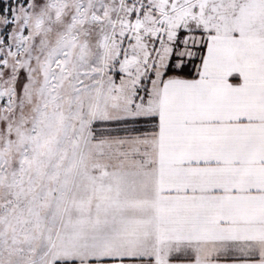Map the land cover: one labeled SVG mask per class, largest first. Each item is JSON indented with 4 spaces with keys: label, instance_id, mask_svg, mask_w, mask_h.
Here are the masks:
<instances>
[{
    "label": "snow or ice",
    "instance_id": "obj_1",
    "mask_svg": "<svg viewBox=\"0 0 264 264\" xmlns=\"http://www.w3.org/2000/svg\"><path fill=\"white\" fill-rule=\"evenodd\" d=\"M0 264H264V0H0Z\"/></svg>",
    "mask_w": 264,
    "mask_h": 264
}]
</instances>
